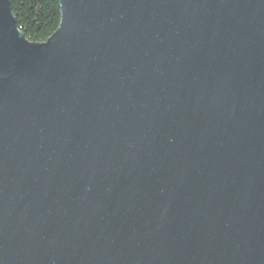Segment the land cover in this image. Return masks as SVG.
Returning a JSON list of instances; mask_svg holds the SVG:
<instances>
[{"label": "water", "instance_id": "water-1", "mask_svg": "<svg viewBox=\"0 0 264 264\" xmlns=\"http://www.w3.org/2000/svg\"><path fill=\"white\" fill-rule=\"evenodd\" d=\"M0 0V264H264V0Z\"/></svg>", "mask_w": 264, "mask_h": 264}, {"label": "trees", "instance_id": "trees-1", "mask_svg": "<svg viewBox=\"0 0 264 264\" xmlns=\"http://www.w3.org/2000/svg\"><path fill=\"white\" fill-rule=\"evenodd\" d=\"M18 27L31 42L44 43L61 21L59 0H11Z\"/></svg>", "mask_w": 264, "mask_h": 264}]
</instances>
